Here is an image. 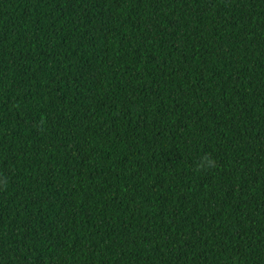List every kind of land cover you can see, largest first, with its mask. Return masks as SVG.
<instances>
[{"label":"trees","instance_id":"16d2710c","mask_svg":"<svg viewBox=\"0 0 264 264\" xmlns=\"http://www.w3.org/2000/svg\"><path fill=\"white\" fill-rule=\"evenodd\" d=\"M0 264H264V0H0Z\"/></svg>","mask_w":264,"mask_h":264}]
</instances>
